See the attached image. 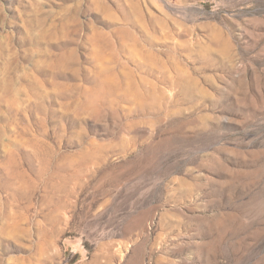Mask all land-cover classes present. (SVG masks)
Returning <instances> with one entry per match:
<instances>
[{
    "label": "rangeland",
    "instance_id": "rangeland-1",
    "mask_svg": "<svg viewBox=\"0 0 264 264\" xmlns=\"http://www.w3.org/2000/svg\"><path fill=\"white\" fill-rule=\"evenodd\" d=\"M0 264H264V0H0Z\"/></svg>",
    "mask_w": 264,
    "mask_h": 264
}]
</instances>
